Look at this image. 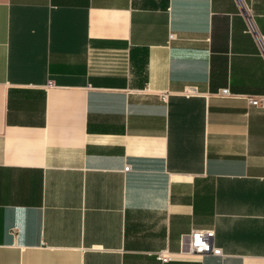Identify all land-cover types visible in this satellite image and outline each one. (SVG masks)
<instances>
[{
    "label": "crops",
    "instance_id": "0c3cea01",
    "mask_svg": "<svg viewBox=\"0 0 264 264\" xmlns=\"http://www.w3.org/2000/svg\"><path fill=\"white\" fill-rule=\"evenodd\" d=\"M242 2L264 44V0ZM241 9L0 0V264H264V103L245 98L264 56ZM192 229L222 255L188 252Z\"/></svg>",
    "mask_w": 264,
    "mask_h": 264
},
{
    "label": "built area",
    "instance_id": "2783aa9c",
    "mask_svg": "<svg viewBox=\"0 0 264 264\" xmlns=\"http://www.w3.org/2000/svg\"><path fill=\"white\" fill-rule=\"evenodd\" d=\"M242 8V12L245 14L246 19V29L249 33H251L260 50L264 56V44H263V36L259 33L254 19L252 15L249 13L247 6L242 2V0H237ZM169 37L172 39L175 37L174 33H170ZM195 89H190L189 93H195ZM218 95L221 96H230L232 95L228 88H223L217 92ZM247 102L254 106H262L264 103V95H247L245 96ZM130 166L125 165L124 170H129ZM215 232L213 229H192L186 236V250L191 253H210L213 255H222L221 249L214 245L213 238ZM157 259L161 262H168L172 259V256L167 252H158Z\"/></svg>",
    "mask_w": 264,
    "mask_h": 264
}]
</instances>
